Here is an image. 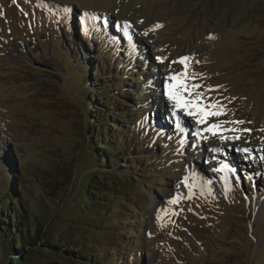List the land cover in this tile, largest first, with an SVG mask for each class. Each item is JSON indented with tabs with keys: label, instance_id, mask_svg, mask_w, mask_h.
Segmentation results:
<instances>
[{
	"label": "rangeland",
	"instance_id": "rangeland-1",
	"mask_svg": "<svg viewBox=\"0 0 264 264\" xmlns=\"http://www.w3.org/2000/svg\"><path fill=\"white\" fill-rule=\"evenodd\" d=\"M125 24L131 26L127 32ZM65 42L78 48L73 66L56 60L59 52L68 55ZM85 48L88 58L80 52ZM185 56L192 57L189 74H200L188 83L202 85L196 90L204 93L201 106L219 101L225 115L188 116L174 109L175 124L165 80L184 69L178 61ZM135 60L145 65L135 66L142 78L122 82L144 102L134 111L143 136L159 135L143 145L145 138H137L121 112L128 124L116 148L124 141L131 152L121 151L102 167L109 176H120V192L114 191V204L85 234L83 245L106 264L112 262L102 245L113 249L118 264H264V0H0V167L11 159L18 164L10 174L20 182L31 229L41 241L46 236L56 241L68 231L76 245L83 243L69 232L91 171L80 113L86 109L78 98L88 94L106 101L110 96H96L95 83L109 77L104 83L109 86L119 67L131 74L121 63ZM81 65L84 73L101 66L100 73L90 72L88 91L73 78ZM147 84L139 96L136 91ZM119 100L131 110L132 100ZM159 101L165 114L158 112ZM101 109L103 119L109 110ZM198 119L204 122L197 124ZM212 124L220 125L215 135L204 131ZM118 127L116 134H123ZM202 146L220 150L211 165L199 155ZM250 147L253 153L241 151ZM129 163L133 168L125 174L121 167ZM183 173L184 185L174 190ZM121 201L130 206L119 210ZM127 217L139 220L130 223ZM128 229L136 231L128 235ZM49 258L73 264L54 254ZM6 262L0 248V264Z\"/></svg>",
	"mask_w": 264,
	"mask_h": 264
},
{
	"label": "trees",
	"instance_id": "trees-1",
	"mask_svg": "<svg viewBox=\"0 0 264 264\" xmlns=\"http://www.w3.org/2000/svg\"><path fill=\"white\" fill-rule=\"evenodd\" d=\"M81 28L83 33L87 35V28ZM76 30L77 33H80V25L78 22L76 24ZM88 40L89 43L93 46L94 44L92 36H89ZM65 43L68 44V42ZM77 49L78 48L76 45L72 43L68 44L64 49L65 53L68 52V55H64L62 52H59L58 58H56L57 62L64 64L63 60H66L65 63H70L71 66H73L74 64H76V62L74 60L70 61V59L73 58V55H77ZM85 49L86 50L84 51L80 49V52L83 56H85V58H88L86 56L88 50L87 48ZM61 51H63L62 48ZM96 52H99V50H97ZM118 62H121V59H119ZM121 64L124 69L131 68L132 73L124 74L121 67H119V69L114 73L118 75V79H116L109 86H106L104 84L106 81L110 80L109 77H104L100 79V81L95 83V86H97L96 96H98V94L102 96H110L109 99L104 102H100L99 98L92 99V95L90 96L83 93V90L88 91L89 89H91L92 85H84L91 78L92 72H101V66H98L95 69L93 66V69L91 71L90 69H88L84 73V71H82V69H84V66L81 65V67H78L76 69L75 72L77 73L73 77L76 81H79V86L83 89H81L80 91L84 95H80L81 93H79L80 97L78 99L79 102L82 103L83 108L86 109H82L84 114V129L86 130L84 131L83 138L87 146V152L90 156L89 158L91 159V171L89 172L90 177L83 189L79 213L76 214L75 220L71 221L70 225L72 226L71 230L69 231L72 234L76 232L77 236L80 237V240L83 242L81 243L82 245H76L74 237H69L68 231H66L65 234H61L59 236V239H57L56 241H52L47 236L43 238L45 239V241H41L40 237L36 234L35 229H31L29 225V212L27 211L28 205L26 201L21 198V191L19 188L20 182L19 180L18 182L16 181L17 175L15 176V174H10L11 170H13L16 166L19 168V166L16 163V166L14 167L15 164L11 159L8 162L6 161L7 163H4L0 167V248L7 258L6 264H56L52 259L49 258V255L51 254L58 256L59 260L63 262L69 261L73 264H76L80 261H83L85 264H106L99 260L98 253L96 251H88V247H86V245H83L85 243L83 241V238L85 237L86 233L88 234L90 231H92V229L97 228L105 219L106 209L109 208L111 204H114V198H117L114 191L120 192V186H116L119 182H121L120 176H118V174L109 176L102 167L108 166L109 161H112L121 151H125L126 155L128 152H131L128 147L123 144L124 141H122L119 144V147L116 148V144L119 140H123L122 138H124V134L126 133V129L124 128L126 126L125 124H128L123 119H121V112H124L126 117H128L126 118V120H128L129 122L128 127H135L138 133L137 138L142 137L144 134L143 130L138 125H136L138 119L134 115V111L142 110L144 106L141 105L140 107L139 104L144 102L141 98L135 96L133 98L131 96L132 94L128 92L130 87L126 83H123L122 80H130V78L134 77V80L139 83L142 75L141 73H137V69H135V66H137V68L139 69H143L145 65L143 63H138L137 60H135V62L131 61L128 64ZM115 65L117 64L115 63ZM115 76L116 75H113L111 78H114ZM68 78L70 79V77ZM98 83L104 85L101 86ZM108 87H111L112 95H110L111 93ZM148 87H150L149 84H147L146 86L142 85L141 89H138L136 93H139V96H142L141 94H143L144 92L143 88L147 89ZM91 94L93 93L91 92ZM120 96L126 97L128 100H132L130 107L131 110L125 109L124 105L119 100ZM112 102H114L116 105V109L114 110L112 109V107H110L113 106ZM94 104H98V109H91ZM101 108L109 110L107 113H104L105 117L103 119L98 115L102 111ZM123 108L124 111H121L123 110ZM135 108L137 110H135ZM114 111H119L120 114H116ZM111 114L118 116L113 119V115ZM142 123H147L150 127L148 120H144L142 121ZM116 126L124 129L123 134H116ZM147 134L145 133V135L142 137L145 138L144 142L142 143L143 145H145V143L149 141L150 138L148 137H150L151 135H159L150 131H148ZM13 144L14 146L16 145V143ZM134 147H136V145ZM132 168L133 166L130 165V163L129 165L121 167V169L126 172L125 174H128V171H131ZM15 171L17 172L18 170ZM118 204L119 210L124 209V206H130L129 204L123 203L122 201ZM126 219L127 221L139 220L138 218L128 219V217ZM132 221L128 222L132 223ZM135 231L136 230L128 229L126 233L128 235H132V233H134ZM66 234L68 235L66 236ZM67 244L69 245L67 246ZM64 245L65 247H63ZM101 248L105 250V256L109 259V261L112 262V264H118V262L115 263V255L113 254V249H108L103 245L101 246ZM127 251L130 252L129 250Z\"/></svg>",
	"mask_w": 264,
	"mask_h": 264
},
{
	"label": "snow or ice",
	"instance_id": "snow-or-ice-1",
	"mask_svg": "<svg viewBox=\"0 0 264 264\" xmlns=\"http://www.w3.org/2000/svg\"><path fill=\"white\" fill-rule=\"evenodd\" d=\"M125 31L127 32V29L131 27L128 24H125ZM156 28L162 27V25H155ZM147 35V33H145ZM158 60H162L163 58L157 57ZM192 59V57L185 56L179 58V63L184 65V69L179 74H172L169 76L170 81H175V83H169L166 91V95L169 100L174 102V108L176 110L184 111L186 115L188 116H206V115H225L226 114V106L222 104L221 102L217 101L215 103H209L206 105H202V101L204 98V93L196 91L197 89H200L202 85L197 83H192L189 85L188 81L192 80L195 81L197 77L200 74L197 73H190L188 72L189 68V61ZM177 61H173L172 63H176ZM199 63V61H196ZM209 91L213 90L211 88L208 89ZM231 102V101H229ZM212 108L214 109L211 112H208L207 109ZM173 116L177 115L176 111H173ZM204 121L202 119L197 120V124L203 123ZM232 123L241 124L245 123L244 121H233ZM177 127H180L179 124H177ZM220 128V125L218 124H212L204 131L211 132L213 135L216 134V130ZM244 131H251V130H244ZM194 135H199V132L194 133ZM238 138V137H237ZM214 152L220 151L219 149H212ZM241 151L245 153H251V149H242ZM227 167V166H225ZM217 171H222V169H217ZM225 182L227 183V177L225 178ZM191 198V195L188 197ZM172 203H175L176 201H170ZM157 219L159 220V215L157 216Z\"/></svg>",
	"mask_w": 264,
	"mask_h": 264
},
{
	"label": "bare ground",
	"instance_id": "bare-ground-1",
	"mask_svg": "<svg viewBox=\"0 0 264 264\" xmlns=\"http://www.w3.org/2000/svg\"><path fill=\"white\" fill-rule=\"evenodd\" d=\"M177 73H180V70H177V71H175L174 72V74H177ZM166 82H167V85L169 84V83H173L174 81H170L169 80V77H167V79L165 80ZM157 88V87H156ZM167 88V87H166ZM165 88V89H166ZM159 89V88H158ZM160 102V101H159ZM161 102L158 104V112H161V113H164L163 112V110H162V107H161ZM169 107H170V109H172L174 106L171 104V103H169ZM161 108V109H160ZM174 111V110H173ZM166 112V111H165ZM170 112H171V110H169V111H167V117H168V120L170 121V122H172V119L174 120V118L173 117H171V115H169L170 114ZM165 114V113H164ZM177 119H178V115L176 116V120H174V122H175V124L177 123ZM190 119H192L193 121H194V119L193 118H190ZM167 122V121H166ZM188 123H191V121L189 120L188 121ZM159 128V127H158ZM162 130V129H161ZM207 148H205V147H203L202 146V148H201V150H202V152L200 151V153H204L205 154V156H206V159H204L205 161H209V163L210 164H208V165H211V161H212V158L214 157L215 159H217V152H214V151H212V149H209V150H206ZM248 149H251V147L250 148H248ZM252 150V149H251ZM252 153H253V150L251 151ZM211 157V158H210ZM220 158H218V160H219ZM259 161H261V160H258V162H256L257 164H259L260 162ZM216 162H217V160H216ZM189 165H190V163H189ZM262 165H260L259 167H261ZM256 167V166H255ZM204 169V168H203ZM253 169V168H252ZM208 172H210V174H211V171H212V173H213V170L211 169V171L208 169L207 170ZM227 172L225 171V174H226ZM185 173H183V175L182 176H180L179 178H178V180H176L174 183H173V188H174V190H176V189H180L184 184H183V181H182V179H184L185 178V175H184ZM205 174H209V173H206L205 172Z\"/></svg>",
	"mask_w": 264,
	"mask_h": 264
},
{
	"label": "water",
	"instance_id": "water-1",
	"mask_svg": "<svg viewBox=\"0 0 264 264\" xmlns=\"http://www.w3.org/2000/svg\"><path fill=\"white\" fill-rule=\"evenodd\" d=\"M80 113H81V115H82L83 118H84V114H83V110H82V109H80ZM83 123H84V119H83ZM80 131H82V130H80ZM83 134H84V132H83Z\"/></svg>",
	"mask_w": 264,
	"mask_h": 264
}]
</instances>
